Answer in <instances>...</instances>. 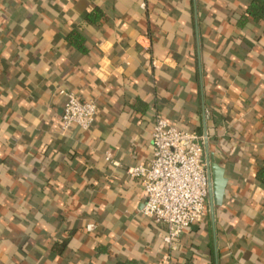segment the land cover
<instances>
[{"label":"crops","instance_id":"0c3cea01","mask_svg":"<svg viewBox=\"0 0 264 264\" xmlns=\"http://www.w3.org/2000/svg\"><path fill=\"white\" fill-rule=\"evenodd\" d=\"M256 1L0 0V264H264ZM62 89L98 104L89 129L62 131ZM157 114L228 179L175 246L128 171Z\"/></svg>","mask_w":264,"mask_h":264},{"label":"built area","instance_id":"2783aa9c","mask_svg":"<svg viewBox=\"0 0 264 264\" xmlns=\"http://www.w3.org/2000/svg\"><path fill=\"white\" fill-rule=\"evenodd\" d=\"M66 98L61 116V129L67 132L73 124L89 129L98 112L92 98L81 99L75 92L62 89ZM153 157L147 165L139 164L128 171L142 181L146 192L145 216L169 229L163 239L175 246L177 238L192 224L202 220L207 198H210L208 162L203 159L202 137L183 130L161 114L155 116L152 131ZM105 159L118 165L108 152ZM95 228L89 223L88 230Z\"/></svg>","mask_w":264,"mask_h":264},{"label":"water","instance_id":"95a60500","mask_svg":"<svg viewBox=\"0 0 264 264\" xmlns=\"http://www.w3.org/2000/svg\"><path fill=\"white\" fill-rule=\"evenodd\" d=\"M210 181V199L215 203L222 202L228 179L224 176V168L208 160Z\"/></svg>","mask_w":264,"mask_h":264},{"label":"trees","instance_id":"16d2710c","mask_svg":"<svg viewBox=\"0 0 264 264\" xmlns=\"http://www.w3.org/2000/svg\"><path fill=\"white\" fill-rule=\"evenodd\" d=\"M263 5H264V0H257L254 4V8H252L251 11L250 12L248 11V12L253 16H257L259 13L258 10L262 9ZM122 264H125V263H122Z\"/></svg>","mask_w":264,"mask_h":264}]
</instances>
